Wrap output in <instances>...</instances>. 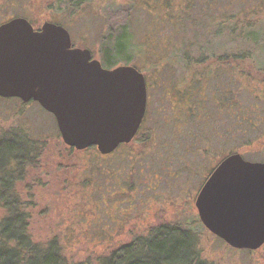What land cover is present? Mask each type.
<instances>
[{
  "label": "rangeland",
  "instance_id": "rangeland-1",
  "mask_svg": "<svg viewBox=\"0 0 264 264\" xmlns=\"http://www.w3.org/2000/svg\"><path fill=\"white\" fill-rule=\"evenodd\" d=\"M72 2L59 9L56 0H0V23L24 16L36 29L45 21L62 24L73 44L89 48L96 59L109 30L108 9L131 7L128 32L139 50L130 64L152 83L151 114L144 129L152 139L150 145L134 141L124 151L119 179L98 178L92 167L109 162L110 157L95 158L94 153L100 154L97 149L68 146L55 117L37 102L21 104L15 98L0 97V137L27 134L38 148L35 164L24 167L15 184L28 213L30 234L37 241L57 238L72 260L94 261L147 234L151 226L176 222L199 232L203 257L214 263L264 264V245L258 250L231 247L202 224L196 208L207 174L232 149L241 148L249 161L264 162V143L260 145L264 99H245L238 90V105L246 108L237 123L215 109L213 82L204 81L195 88L185 81L190 74L185 65L192 62L186 61L184 51L194 60L199 55L195 41L211 45L206 42L207 34L211 37L208 17L215 9L216 14L223 13L224 0H217L216 7L212 0H87L78 7ZM214 42L218 44L220 37ZM224 43V49L238 45L227 39ZM220 47L216 52L223 50ZM174 51L179 52L170 56ZM191 97L198 101L195 110L188 105ZM247 108L260 113L262 130L249 127ZM128 151L131 158L136 155L135 160ZM4 214L0 207V221ZM3 229L5 225L0 226V237Z\"/></svg>",
  "mask_w": 264,
  "mask_h": 264
},
{
  "label": "water",
  "instance_id": "water-1",
  "mask_svg": "<svg viewBox=\"0 0 264 264\" xmlns=\"http://www.w3.org/2000/svg\"><path fill=\"white\" fill-rule=\"evenodd\" d=\"M0 96L37 101L56 119L63 141L109 154L137 132L147 104L146 78L133 65L104 68L69 30L24 16L0 24ZM197 195L205 227L235 249L264 245V162L234 152L222 159Z\"/></svg>",
  "mask_w": 264,
  "mask_h": 264
},
{
  "label": "trees",
  "instance_id": "trees-1",
  "mask_svg": "<svg viewBox=\"0 0 264 264\" xmlns=\"http://www.w3.org/2000/svg\"><path fill=\"white\" fill-rule=\"evenodd\" d=\"M72 1L74 6L78 7L87 0ZM70 2L56 0V6L58 5L59 9L70 7L72 6ZM212 2L214 4L216 2V7L217 0ZM223 4L222 14H216L218 9L214 8L215 14L208 17L211 23L208 32L211 33V37L207 34L206 42L211 45L206 46L205 42L202 43L206 45H202L200 41H195L194 47H198L199 55L194 60H190L191 54L184 51L183 55H190L186 56V61L192 62L185 65L190 72L189 79L185 81L195 88L204 81L213 82L211 87L217 90L213 100L215 109L218 112H226L230 119L235 118L238 123L239 117L246 108L245 104L238 105L236 93L238 90H241L238 94L245 99L250 98L251 101L264 99V0H224ZM131 10V7L127 9L118 7L116 10L108 9L107 11L109 30L101 40L98 57L104 67L129 65L134 61L139 46L128 32ZM217 37H220L218 44L214 42ZM224 39L238 45L224 49L226 48ZM219 46L223 49L220 53L216 52ZM177 52L179 51H174L170 56L176 55ZM222 75H224L223 78ZM228 84L233 86L232 89ZM259 84L262 85L261 89ZM211 87H208L206 95L209 94ZM189 99L190 109L195 110L198 101L195 97ZM256 103L259 104V102ZM245 115L251 118L252 122L247 124L253 131L262 130L259 129V125L262 124L260 113L254 111L252 113L247 108ZM190 117L192 118V115L185 119ZM151 137V133L147 130L144 132V138L142 136L135 141L141 140L142 143L145 142L144 145H150ZM262 143L264 141L260 145ZM132 146V143L122 145V148L109 156L94 153L95 158L110 157L109 162L94 164L92 167L94 174L98 178L104 175L106 179L114 176L119 179L123 170L119 163H122L125 158L124 151ZM85 150L96 151V148L89 147ZM37 151L36 141L27 134L16 132L8 138L0 137V207L5 210L0 221L1 227L5 225L3 236L0 237V264H219L203 257L199 232L176 222H162L151 226L147 234L133 237L109 254L94 261L70 259L55 237L47 241L35 240L30 234L28 213L20 200L15 184L24 167L35 164ZM128 152L129 156H127L131 158L130 151ZM234 152H239L243 156L246 153L242 152L241 148H237L232 149L224 157ZM132 156L131 160H135L136 155ZM222 159L207 174L205 181Z\"/></svg>",
  "mask_w": 264,
  "mask_h": 264
},
{
  "label": "flooded vegetation",
  "instance_id": "flooded-vegetation-1",
  "mask_svg": "<svg viewBox=\"0 0 264 264\" xmlns=\"http://www.w3.org/2000/svg\"><path fill=\"white\" fill-rule=\"evenodd\" d=\"M73 46H74V44H73ZM124 65H126V64H124ZM103 66V65H102ZM104 67V66H103ZM117 67V66H116ZM104 68H110V67H104ZM112 68H115V67H112ZM144 76H145V74H144ZM145 78H146V89H147V104H146V108H145V114H144V116H143V119H142V121H141V124H140V126H139V128H138V130H137V132L135 133V136L133 137V139L130 141V142H122L120 145H118V147L114 150V151H112L111 153H114V152H116V151H118L120 148H122V145H127V144H131V143H133V141H135L137 138H139V137H142V136H144V132H145V128H146V122L148 121V119H149V117H150V114H151V111H150V97H151V91H152V89H151V87H152V83H151V81L150 80H148V78L145 76ZM1 97V96H0ZM2 98H5V97H2ZM10 98H15V99H17V100H19V102L21 103V104H28V103H32V102H37V101H34V100H31V101H27V102H25V101H23L21 98H19V97H10ZM38 104H39V102H37ZM40 105V104H39ZM41 106V105H40ZM42 107V106H41ZM43 108V107H42ZM71 147V146H70ZM90 147H94V148H96L97 150H98V152H99V149H98V147L97 146H90ZM100 153V152H99ZM111 153H109V154H103V155H106V156H109V155H111Z\"/></svg>",
  "mask_w": 264,
  "mask_h": 264
}]
</instances>
